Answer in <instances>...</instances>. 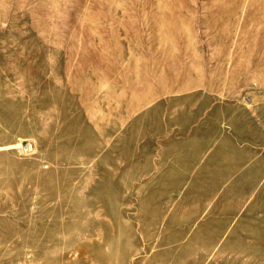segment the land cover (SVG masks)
<instances>
[{
	"label": "rangeland",
	"instance_id": "1",
	"mask_svg": "<svg viewBox=\"0 0 264 264\" xmlns=\"http://www.w3.org/2000/svg\"><path fill=\"white\" fill-rule=\"evenodd\" d=\"M0 264H264V0H0Z\"/></svg>",
	"mask_w": 264,
	"mask_h": 264
}]
</instances>
